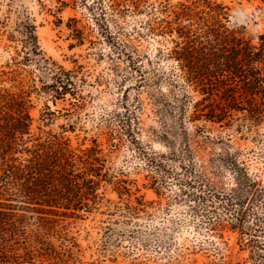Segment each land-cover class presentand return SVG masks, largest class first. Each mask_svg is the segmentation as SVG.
I'll return each mask as SVG.
<instances>
[{
	"label": "trees",
	"instance_id": "1",
	"mask_svg": "<svg viewBox=\"0 0 264 264\" xmlns=\"http://www.w3.org/2000/svg\"><path fill=\"white\" fill-rule=\"evenodd\" d=\"M112 1L105 4L103 0H57L54 23L65 25L68 38L72 39L70 48L82 46L87 40L107 44L109 50H101V54L126 62L138 86L145 72L142 63H153L154 57L141 53L136 46V38L142 33L138 27H133L135 37L113 30L119 25L122 10L118 13L109 10L125 0ZM259 1L257 9L264 20V0ZM132 2L135 10H142L143 0ZM79 5L90 14L91 25L76 14L69 15L64 22L60 13ZM154 8L148 9L149 15L141 26L171 41L159 47L155 55L159 60L166 58L172 62L169 68L160 67L155 79L159 84L166 81L169 88L158 98L161 113L178 108L183 122L202 121L204 139L230 146L247 138L246 132L261 134L264 30L252 36L248 23H233L232 6L225 0H163L159 6L154 4ZM252 19L259 23L256 14ZM94 29L99 34L97 40L91 38ZM15 30L17 33L8 35L17 43L15 52L8 58V68L0 73V264H21L24 260L31 264L36 256L61 258L76 245L66 220L85 218L99 210L105 198L102 187L109 184L121 198L130 196L117 209H125L131 217L147 203L139 196H135V202L131 200L137 179L128 178L124 171L111 173L107 166L108 156L124 137L138 140V119L124 99L123 109L114 110L106 122L99 123L97 136L90 142L85 136L82 142L73 145L65 132L75 130L74 124H62L58 132L38 125L40 131H34L37 120L50 125L61 112L53 109L50 101L58 105L60 100L70 99L74 108L82 107L78 101L77 75L74 68L44 55L35 23L27 19L16 25ZM3 33L0 29V42ZM30 64L35 69L24 75L25 65ZM138 76H141L139 81ZM131 77L126 76L123 82ZM4 81H10L11 85L6 86ZM124 84L120 83V87L126 99L131 85L124 87ZM192 91L200 97H193ZM34 94L47 99L38 118L32 114ZM207 123L219 128L221 133L212 135ZM195 129L198 133V128ZM227 130L239 135H223L222 131ZM223 155L213 159L219 162V167L230 171L234 183L228 190L215 193L209 188L207 192L210 183L202 174V202L209 212H216V208L211 209L216 204L208 202L211 197L221 201L225 209L218 222L221 229L238 233L239 251H248L246 262L264 264V182L250 171L237 151ZM150 180L152 186L159 183L156 177ZM189 185L194 186L192 182ZM190 194L198 197L194 192ZM212 223L217 226L216 222Z\"/></svg>",
	"mask_w": 264,
	"mask_h": 264
},
{
	"label": "rangeland",
	"instance_id": "2",
	"mask_svg": "<svg viewBox=\"0 0 264 264\" xmlns=\"http://www.w3.org/2000/svg\"><path fill=\"white\" fill-rule=\"evenodd\" d=\"M103 1L105 4L113 2ZM160 1L163 0H143L142 10L137 11L132 0H125L122 5L116 3L114 9L112 6L109 10L114 13L122 10V15L118 17L119 25L113 30L135 37L133 27H138L142 33L136 38V46L141 53L154 57L153 63H142L145 72L137 86L134 84L136 76L132 75L126 62L101 54V50H109L107 44L87 40L82 46L70 48L72 39L68 38L65 25L56 26L54 23L57 0H0V29L4 32L0 42V73L3 68H8L6 63L17 45L8 35L17 33L16 25L29 19L37 25L44 55L65 67L74 68L77 75L78 101L82 107L74 108L70 99L60 100L58 105L50 101L52 108L61 112L50 125H43L37 120L35 132L40 131L38 125L58 132L62 130V124H74L75 130L65 132L71 137L73 145H78L85 136L90 142L92 137L97 136V125L106 122L114 110L123 109V99L138 119V140L130 141L124 137L118 148L108 156L107 166L111 173L124 171L128 178L137 179L131 200L135 202V196H139L147 205L131 217L125 209H117L130 196L121 198L109 184L102 187L105 198L99 210L87 214L85 218L66 220L70 235L76 238V245L71 246L61 258L36 256L31 264H250L245 261L248 251H239L238 233L221 229L218 223L225 214L223 203L211 197L208 203L216 204L211 209L216 208L217 211L209 212L202 202V174L210 183L207 192L209 188L215 193L228 190L234 183L233 175L228 169L219 167V162L213 158L237 151L250 171L258 174L264 182V123L261 134L246 132L247 138L239 139L235 146H230L225 142L204 139L202 121L183 122V114L178 108L161 113L158 98L162 91L168 92L169 88L166 81L159 84L155 79L159 76V68H169L172 62L166 58L159 60L155 55L159 47L163 48L171 41L141 26L142 20L149 15L148 9H155L154 4L159 6ZM225 1L232 6L233 23H248L252 36L264 30V20L257 9L259 0ZM74 14L84 23L92 24L90 14L83 6L79 5L76 9L70 6L60 13L64 22ZM253 14H256L259 23L254 22ZM98 36V31L94 29L91 38L97 40ZM25 66L24 75L35 69L33 64ZM126 76L133 77L123 82ZM139 78L141 76H138V81ZM120 83H125L124 87L131 85L126 99L122 96ZM4 84L11 85L10 81H4ZM192 92L193 97H200L198 92ZM46 100L44 95H33L32 114L35 117L38 118L45 108ZM206 126L212 135L221 133L210 123ZM195 128H198V133ZM222 132L223 135L238 134L230 130ZM100 138L106 140L104 136ZM152 159L154 163L150 162ZM153 177L159 181L154 186L150 180ZM192 192L198 197H193ZM213 221L217 226L213 225ZM54 240L57 244L61 243ZM21 264L29 263L24 260Z\"/></svg>",
	"mask_w": 264,
	"mask_h": 264
}]
</instances>
